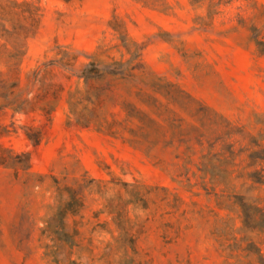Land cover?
<instances>
[{
	"label": "rangeland",
	"instance_id": "374dc122",
	"mask_svg": "<svg viewBox=\"0 0 264 264\" xmlns=\"http://www.w3.org/2000/svg\"><path fill=\"white\" fill-rule=\"evenodd\" d=\"M13 1L39 20L0 38V264H223L218 204L264 207V0ZM95 52L132 72L85 85Z\"/></svg>",
	"mask_w": 264,
	"mask_h": 264
},
{
	"label": "trees",
	"instance_id": "16d2710c",
	"mask_svg": "<svg viewBox=\"0 0 264 264\" xmlns=\"http://www.w3.org/2000/svg\"><path fill=\"white\" fill-rule=\"evenodd\" d=\"M14 19L17 23L14 25L13 19L10 23L16 28V36L24 34V38L33 35L38 26L39 14L37 10L29 3L16 2L13 0H0V38L8 31L4 28V23L8 19ZM22 23L25 24L22 26ZM12 26V29H15ZM111 27V24H110ZM24 30L27 32H19ZM118 40L121 46L128 45L124 35L119 34ZM100 48H98V51ZM81 70L74 76L84 82L85 85L93 81L101 80L106 77L125 76L132 72L127 68L126 62H104L101 60V54L95 52L90 57ZM62 68L67 69L62 66ZM264 162V158H260ZM254 184L264 186V175L257 174L251 176ZM218 178H221L219 176ZM225 185L226 182H223ZM71 194V192H68ZM234 204L226 202L224 206L219 205L220 209L234 212L237 214L238 226L231 224V218L220 221L215 227L214 235L221 254L224 257L223 264H264V207L258 203V200L251 196L236 195ZM81 207V201L75 196H70L69 200L58 209V216L61 222L69 213H74ZM68 237V236H66Z\"/></svg>",
	"mask_w": 264,
	"mask_h": 264
}]
</instances>
